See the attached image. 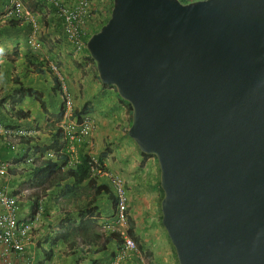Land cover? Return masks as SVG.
<instances>
[{
    "label": "water",
    "instance_id": "water-1",
    "mask_svg": "<svg viewBox=\"0 0 264 264\" xmlns=\"http://www.w3.org/2000/svg\"><path fill=\"white\" fill-rule=\"evenodd\" d=\"M86 49L157 159L178 264H264V0H113Z\"/></svg>",
    "mask_w": 264,
    "mask_h": 264
},
{
    "label": "crops",
    "instance_id": "crops-1",
    "mask_svg": "<svg viewBox=\"0 0 264 264\" xmlns=\"http://www.w3.org/2000/svg\"><path fill=\"white\" fill-rule=\"evenodd\" d=\"M6 4V0H0V14ZM45 11H48L44 13L47 20L44 25L42 23L39 34L44 45L41 51H34L28 45L32 32L30 24L0 22L1 120L14 127L37 124L44 130L39 134L38 143L47 144L52 137L48 118L57 116L61 107L60 95L54 84L57 74L52 69V66L56 67L62 83L67 84L76 108L84 109L87 106L88 114L96 121L97 127L85 146L86 152L96 157L104 155L102 159L107 170L121 175L125 180L131 213L130 235L135 236L144 250L150 251L153 264L154 260L157 264H178L174 248L162 225V192L156 158L148 155L145 157L129 137L132 114L116 89L109 88L97 79L95 64L85 49L77 51L70 44L56 12L51 13L50 9ZM22 87L41 93L46 110L34 98L26 97L19 104H15L17 109L29 112V117L19 119L8 116L4 107L9 99L14 100L15 94ZM20 151L22 150L19 149ZM0 153L5 159L13 154L3 146L0 147ZM73 181L74 179L69 178L65 184ZM30 182L32 183L31 177L26 173L7 178L4 184L9 194L18 196ZM105 184L113 188L108 179L97 180V185ZM59 192L60 189L54 187L43 196L44 212L32 231V243L26 249L28 255L36 264L50 260L55 264L108 262L119 251L118 243L110 239V234L117 228L118 233L122 231L117 223V207L115 208L114 202L104 192L94 195V190L88 191V195L80 193L74 197L68 196L66 192L65 199L58 200L56 197ZM92 198L94 202L90 206ZM18 203L20 217L28 219L32 200L21 198ZM89 209L94 210V214H90ZM80 216H84L85 221L88 218L94 219L89 235L77 237L75 243L72 240L64 241L60 237V228L70 220L78 224L82 220Z\"/></svg>",
    "mask_w": 264,
    "mask_h": 264
},
{
    "label": "built area",
    "instance_id": "built-area-1",
    "mask_svg": "<svg viewBox=\"0 0 264 264\" xmlns=\"http://www.w3.org/2000/svg\"><path fill=\"white\" fill-rule=\"evenodd\" d=\"M7 4L4 11L0 14V22L5 23L15 21L18 23H28L32 27L31 36L28 45L34 51H40L42 44L39 39L40 25L37 15L28 8L26 0H6ZM43 5L51 6L59 19L62 21L64 33L68 41L77 51H81L85 45V38L89 32L88 19L95 11L96 6L103 8L102 3H95L98 0H77L68 2L67 0H35ZM191 1V0H180ZM52 69L58 75L56 67ZM62 80V79H61ZM60 95V111L57 116L48 118L50 124L49 132L54 134L57 129L61 131L64 141V147L59 150L52 149L44 156L48 159H54L57 155L66 154L67 162L63 165L65 171L71 173L81 164V152L91 135L96 130V121L90 115L77 116L74 99L68 93L63 84V93ZM12 100L9 99L5 106L6 110L12 109ZM40 127L37 124H31L27 127H14L7 125L0 118V147L10 149L9 152L17 155L22 141L38 138ZM53 139L51 137L50 141ZM50 141L47 143L49 144ZM40 145V144H39ZM90 167L92 178L98 180L106 178L110 181L115 195L117 197V223L121 226V234L124 243L119 251L106 263L102 264H132V258L139 264H149L145 255L140 251L134 238L129 236L130 224L127 218L129 208V195L126 189V183L122 176L114 174L107 170L106 164L97 157L91 156ZM34 160L33 157L27 159V163L15 162V159L3 160L0 154V259L2 264H36L34 259L28 255L26 249L32 243L33 229L40 222L44 212V197L39 200V206L35 213L31 211L28 219L20 217V205L18 201L21 198L28 200L37 191L33 188V183H29L23 189L22 194L11 195L5 187L7 178L13 177L10 170L17 169L20 174H26L29 171V165ZM73 173V172H72ZM32 177L31 172L28 173ZM15 176V175H14ZM32 181V180H31ZM56 199H61V191ZM118 228L116 229V231ZM120 230V229H119ZM42 264H55L51 260Z\"/></svg>",
    "mask_w": 264,
    "mask_h": 264
},
{
    "label": "trees",
    "instance_id": "trees-1",
    "mask_svg": "<svg viewBox=\"0 0 264 264\" xmlns=\"http://www.w3.org/2000/svg\"><path fill=\"white\" fill-rule=\"evenodd\" d=\"M110 2L108 5L107 3ZM98 3L103 4V8H100L96 6ZM26 4L28 5V8L33 10L36 15L41 17H44V13H47L48 11H45L46 9H50L49 12L55 14V9L51 6L43 5L40 2H36L35 0H26ZM112 5H113V0H98V2L95 3L94 6H96L95 11H93V14L91 17L88 19L87 23L89 25L88 28H90L88 39L99 32L101 28L107 24V22L110 19L111 16V10H112ZM108 8V9H107ZM13 24H17L15 22H12ZM86 53L87 50H86ZM89 55V53H88ZM89 58L92 62H94L89 55ZM97 79L98 73H97ZM54 84L56 85V89L58 90L59 93H63V86L60 81V79L55 76ZM109 88H113L112 86H108ZM26 97L29 98H34L36 101H38L41 104V107L43 110H46L45 102L43 101V95L39 93L38 91L32 90V89H24V87L20 88L19 92L15 94L14 100L12 99V109L11 110H6L8 116L10 117H16V118H21V119H26L29 117V112H24L21 109L16 108V104H19L23 99ZM123 101V100H122ZM124 102V101H123ZM16 103V104H15ZM126 103V102H124ZM128 105V108L132 114V108L131 106ZM80 110V111H79ZM87 106L82 109H77V116L80 118L82 115L88 114L89 112L87 111ZM89 115V114H88ZM40 132H44L43 129H39ZM55 133L52 134L53 139L50 141L49 144L45 145H39L38 141H40L38 138H33L30 140H23L20 148L22 151H18L17 155L11 154L12 156L9 159H15V162H21V163H27V159L29 157H33L34 160L30 163L29 165V171L27 173L31 172V180L34 185L33 188H37V191L35 194L32 196L28 197V200H32V208L31 211L33 213L36 212L39 206V200L47 195V192L49 189H53L54 187H57L61 191V199H65L66 192L68 196L74 197L77 195H80V193L83 195L87 194L88 191H93L94 195H99L102 192L106 193L110 199L114 202L115 208L117 207V197L115 195V191L113 188H111L108 185H97V181L94 180L91 176V167H90V161H91V155L85 151V148L81 152V164L71 171V173H68V171H65L64 169V164L67 162L68 158L66 154H60L57 155L56 158L54 159H48L45 158L44 156L46 153L52 149L59 150L64 147V141H63V136L61 134L60 130L54 131ZM7 151H10V149H6ZM1 154V153H0ZM145 157H148L147 155L143 154ZM104 156V155H103ZM100 156V161L103 162L102 157ZM1 157L3 160H8L5 159L4 156ZM13 157V158H12ZM73 172V173H72ZM10 174L12 176H17L20 173L17 172V169H12L10 170ZM69 178L74 179L72 183L65 184L66 180ZM86 183V185H84ZM110 182V181H109ZM111 185V183H110ZM160 190L162 192V198H163V191L160 187ZM93 199V198H92ZM94 202L91 200L89 202V205L92 206ZM90 214H94V210L89 209L88 211ZM82 220L78 224L75 222H72L71 220L67 225H64L60 228V237L64 241H70L72 240V243H75L76 239L82 238L84 236H88L91 228L93 227L94 219L92 220L91 218H88L87 221H85L84 216H80ZM127 218L128 221L131 219V213H130V208L127 210ZM84 231V232H83ZM83 233L85 235H83ZM133 236V235H132ZM78 237V238H77ZM135 236H133L134 238ZM72 238V239H71ZM110 239L111 240H116L118 243L119 250L121 249L123 243H124V238L121 235V233L114 231L110 234ZM135 239V238H134ZM136 243L138 244V240L135 239ZM139 245V244H138ZM140 246V245H139ZM1 251V247H0ZM175 251V250H174ZM176 256V253H175ZM50 259V257H49ZM177 259V257H176ZM178 263V261H177ZM132 264H139L136 260L135 257L132 258Z\"/></svg>",
    "mask_w": 264,
    "mask_h": 264
},
{
    "label": "clouds",
    "instance_id": "clouds-1",
    "mask_svg": "<svg viewBox=\"0 0 264 264\" xmlns=\"http://www.w3.org/2000/svg\"><path fill=\"white\" fill-rule=\"evenodd\" d=\"M179 1H180V0H179ZM193 1H197V0H191V1H188V2H185V1L183 2V1H181V2L184 3V4H188V3L193 2ZM112 7H113V5H112ZM111 12H112V10H111ZM12 22H15V21H11V22H8V23H12ZM15 23L20 24V23H18V22H15ZM39 25H40V22H39ZM40 27H41V26H40ZM89 31H90V29H89ZM88 33H89V32H88ZM88 35H89V34H87V36H86V38H85L86 44H87L88 40L90 39V38L88 39ZM40 42H41V41H40ZM41 44H42V49H41V50H43V49H44V48H43L44 45H43L42 42H41ZM70 44H71V43H70ZM71 45H72V44H71ZM72 46H73V45H72ZM73 47H74V46H73ZM84 49L87 50V49H86V45H85V47H84L82 50H84ZM41 50H40V51H41ZM87 52H88V51H87ZM93 63H94V62H93ZM94 64H95V63H94ZM95 66H96V65H95ZM55 76H56V75H55ZM57 77L60 79V77H59L58 75H57ZM60 81H61V83L63 82V80H61V79H60ZM63 84L65 85V82L62 83V86H63ZM66 85H67V84H66ZM66 85H65V86H66ZM66 88H67V87H66ZM67 91H68V88H67ZM68 93H69V91H68ZM75 107H76V106H75ZM76 109H77V108H76ZM87 115H88V114H87ZM86 145H87V143H86ZM86 145H85V146H86ZM84 148H85V147H84ZM85 151H86V149H85ZM87 153H88V152H87ZM89 154H90V153H89ZM90 155H91V154H90ZM91 156H94V155H91ZM94 157H96V156H94ZM97 158L100 159V156H98ZM156 160H157V159H156ZM114 174H115V173H114ZM120 176H121V175H120ZM94 180H96V179H94ZM96 181H97V180H96ZM126 189H127V187H126ZM129 224H130V221H129ZM130 228H131V227H130ZM130 230H131V229H130ZM130 230H129V236L132 237V236L130 235ZM115 231H116V230H115ZM132 238H133V237H132ZM168 238H169V237H168ZM170 242H171V241H170ZM171 244H172V243H171ZM137 245H138V244H137ZM172 246H173V245H172ZM138 247H139V245H138ZM173 248H174V247H173ZM139 249H140V248H139ZM174 250H175V249H174ZM140 251L143 253L142 250H140ZM143 254H144L145 257L147 258L148 262H150V261H151L150 258L146 256L147 253L145 254V252H144ZM176 257H177V256H176ZM176 260H177V259H176ZM177 261H178V260H177Z\"/></svg>",
    "mask_w": 264,
    "mask_h": 264
},
{
    "label": "rangeland",
    "instance_id": "rangeland-1",
    "mask_svg": "<svg viewBox=\"0 0 264 264\" xmlns=\"http://www.w3.org/2000/svg\"><path fill=\"white\" fill-rule=\"evenodd\" d=\"M112 4V3H111ZM110 4V5H111ZM108 9V8H107ZM32 12H33V10H32ZM40 21V26H43L44 24H45V20H47L45 17H41V16H39V18H38ZM42 23H43V25H42ZM48 36V35H47ZM77 93H80V92H78L77 91ZM82 110H84V109H82ZM80 111V110H79ZM130 184V182H128V185ZM132 187V186H131ZM138 201L136 200V203H137ZM168 236V235H167ZM139 248H140V250H142L143 251V253L145 252V254H146V256L147 257H149L150 259H151V254H150V251H146V250H144L141 246H139ZM158 263V262H157ZM157 263H155V260H154V264H157ZM149 264H153L151 261L149 262Z\"/></svg>",
    "mask_w": 264,
    "mask_h": 264
}]
</instances>
